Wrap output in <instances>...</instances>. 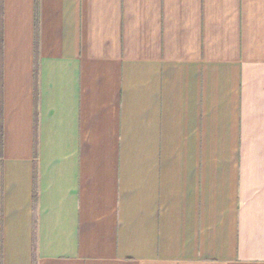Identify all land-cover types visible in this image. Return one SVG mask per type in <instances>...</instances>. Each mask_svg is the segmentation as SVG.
<instances>
[{"label": "crops", "instance_id": "0c3cea01", "mask_svg": "<svg viewBox=\"0 0 264 264\" xmlns=\"http://www.w3.org/2000/svg\"><path fill=\"white\" fill-rule=\"evenodd\" d=\"M0 264H264V0H0Z\"/></svg>", "mask_w": 264, "mask_h": 264}, {"label": "trees", "instance_id": "16d2710c", "mask_svg": "<svg viewBox=\"0 0 264 264\" xmlns=\"http://www.w3.org/2000/svg\"><path fill=\"white\" fill-rule=\"evenodd\" d=\"M0 52H1V40H0ZM0 142H1V131H0Z\"/></svg>", "mask_w": 264, "mask_h": 264}]
</instances>
